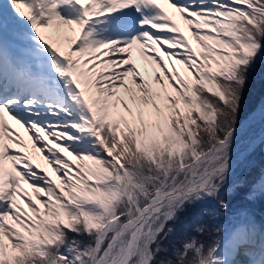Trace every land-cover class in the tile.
Masks as SVG:
<instances>
[{
    "label": "snow or ice",
    "instance_id": "obj_1",
    "mask_svg": "<svg viewBox=\"0 0 264 264\" xmlns=\"http://www.w3.org/2000/svg\"><path fill=\"white\" fill-rule=\"evenodd\" d=\"M262 59L264 0H3L0 264H264L247 208L213 236L264 200L233 180Z\"/></svg>",
    "mask_w": 264,
    "mask_h": 264
},
{
    "label": "rangeland",
    "instance_id": "obj_2",
    "mask_svg": "<svg viewBox=\"0 0 264 264\" xmlns=\"http://www.w3.org/2000/svg\"><path fill=\"white\" fill-rule=\"evenodd\" d=\"M177 70L181 72L183 75L182 70L180 69L179 65H176ZM263 71V72H262ZM257 97L256 102L253 104V107L251 109H254L253 117L250 121H246V124H251V133L250 136L256 141L263 133H264V124L261 123L260 119V106L264 105V59H262L257 65L255 70L250 76L249 79V85H248V91H247V102L248 100L252 101L254 98ZM264 157V149L258 148L255 154L250 158L247 167L237 169L233 180H240L245 174L246 170H249L252 166L256 165L261 159ZM259 166H262L261 163L258 164ZM240 203L233 202L230 206L231 209H228L227 215L221 217L217 223L222 229L226 232L230 229L232 224L235 223L236 218L234 216V210L239 207ZM249 212L257 219V215L254 213L253 210L248 209ZM224 232V234H225ZM219 233V232H218ZM217 232L215 229H213V236L216 237ZM205 241L207 242L208 237H203Z\"/></svg>",
    "mask_w": 264,
    "mask_h": 264
},
{
    "label": "bare ground",
    "instance_id": "obj_3",
    "mask_svg": "<svg viewBox=\"0 0 264 264\" xmlns=\"http://www.w3.org/2000/svg\"><path fill=\"white\" fill-rule=\"evenodd\" d=\"M180 2H184V0H180ZM0 3L2 4L3 3V0H0ZM166 7V6H165ZM176 23L181 27V29L183 30V29H186V25H184L183 24V22L179 19V17L177 16L176 17ZM151 55H157L155 52H153V53H151ZM132 56H133V59L134 60H137V58H138V51L137 50H135V49H133V51H132ZM101 59H103V60H107L108 59V57H104V56H102L101 57ZM157 59H160V57L159 56H157ZM165 63H167V61H164ZM139 61H138V67H139ZM8 122H10V123H8ZM8 122H6L5 121V123H6V125H8V126H10L23 140H24V142L25 143H28L29 145H30V141H29V134L28 133H26L25 131H24V129L23 128H21L20 126H18V125H16V124H11L12 123V121L11 120H9L8 119ZM71 162V161H70ZM71 163H73V166L75 167V162H71ZM33 164L34 165H39L40 167H43L44 168V166H47L45 163H44V161L42 160V159H40L39 158V156H37L36 157V159H34L33 160ZM47 171H48V174L49 175H51V171H50V169H46ZM45 170V171H46ZM54 178V177H53ZM25 187V190L29 193V195H31V190L30 189H27V187L26 186H24ZM253 218H254V216H253ZM255 219V218H254ZM256 222V224L258 223V224H261V225H263L264 226V221L263 222H260V221H258V220H256L255 221ZM258 226V225H257ZM259 227V226H258Z\"/></svg>",
    "mask_w": 264,
    "mask_h": 264
},
{
    "label": "trees",
    "instance_id": "obj_4",
    "mask_svg": "<svg viewBox=\"0 0 264 264\" xmlns=\"http://www.w3.org/2000/svg\"><path fill=\"white\" fill-rule=\"evenodd\" d=\"M263 72V71H262ZM247 91H248V89H247ZM247 91H246V93H245V110L247 111L248 109H251L252 107H253V104L256 102V100H257V97H255L254 98V100L252 101V103H251V101L250 100H248V102H247ZM255 170V169H254ZM254 170H250V171H248V172H246L244 175H243V177L241 178V181H251L252 180V178H253V176H254ZM229 199H232V200H242L240 197H237V198H229ZM259 204L264 208V201L263 200H259Z\"/></svg>",
    "mask_w": 264,
    "mask_h": 264
}]
</instances>
